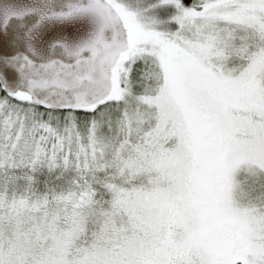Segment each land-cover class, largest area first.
Here are the masks:
<instances>
[{
  "label": "snow or ice",
  "instance_id": "6c2138e0",
  "mask_svg": "<svg viewBox=\"0 0 264 264\" xmlns=\"http://www.w3.org/2000/svg\"><path fill=\"white\" fill-rule=\"evenodd\" d=\"M0 264H264V0H0Z\"/></svg>",
  "mask_w": 264,
  "mask_h": 264
}]
</instances>
